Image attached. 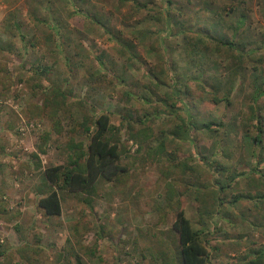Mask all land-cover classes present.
I'll return each instance as SVG.
<instances>
[{"label":"rangeland","instance_id":"rangeland-1","mask_svg":"<svg viewBox=\"0 0 264 264\" xmlns=\"http://www.w3.org/2000/svg\"><path fill=\"white\" fill-rule=\"evenodd\" d=\"M209 75L236 79L229 104L196 85ZM51 88L68 101L62 135L47 116L30 118ZM258 89L264 0H0V264H161L177 253L179 210L203 232L210 264L263 250L264 148L250 141L254 111L264 129ZM101 114L126 147V171L92 198L61 193L62 215L46 217L45 169L67 165L72 142L89 143L83 117Z\"/></svg>","mask_w":264,"mask_h":264},{"label":"trees","instance_id":"trees-1","mask_svg":"<svg viewBox=\"0 0 264 264\" xmlns=\"http://www.w3.org/2000/svg\"><path fill=\"white\" fill-rule=\"evenodd\" d=\"M94 24L100 25V22L93 19ZM217 41V40H214ZM217 44H221L219 41ZM228 45V43H223ZM192 46V56H197L198 54V45L191 43ZM208 60V59H207ZM206 60V61H207ZM207 63V62H206ZM214 63L216 68H218L217 62L211 61ZM211 65V64H210ZM208 67V65H207ZM205 69L202 66V71ZM203 71V72H204ZM44 72V71H43ZM207 72V71H206ZM205 72V73H206ZM209 73V72H208ZM211 75V74H210ZM204 79L197 76L196 81L200 87L208 88L210 90L209 94L211 100L215 105H219L223 102L229 104V97L231 88L233 85V77L226 79V83L216 81L211 76ZM104 78H91L92 83L98 84L103 82ZM159 80V78H158ZM179 80L176 79L174 85H177ZM180 85V84H179ZM177 86H175V89ZM187 88V86H186ZM226 90V93L222 92ZM261 91V96H264V90L258 89ZM176 97H180V92H174ZM221 96V97H220ZM67 98L64 92L61 89L51 88L46 90L44 93V101L42 106H35L36 111L30 112V118L41 117L45 115L49 118L51 122V131L62 135L64 133L62 121L58 118L61 113H67L68 106ZM175 104H173V107ZM254 111V110H253ZM253 118L256 117L254 123L257 130L255 137H251L246 134L245 136L251 137V144H256L258 146H263L264 148V129L262 120L257 116V111H254ZM189 125L188 131L184 133V140L190 139V132L193 130V126ZM223 127L224 123L219 122H208L202 125L203 128L207 129L209 132H213V127ZM80 128L84 131L89 139L87 145L72 144L70 145V155L68 158L67 165L63 166H49L45 169L43 176L44 182L39 188V196L37 207L40 209L43 214L48 218L60 217L62 215V198L61 193H69L73 195H86L88 198H92L96 194V188L100 180H105L108 182H113L121 174L126 171V168L120 164L122 153L126 152V147L121 150L120 139L113 140L108 135L115 131V128L111 125V118L108 114H101L97 118H91L89 116H84ZM176 136L181 138L178 132H174ZM131 138L134 140H140L133 134H130ZM144 138H148L147 130L142 132ZM49 136V135H48ZM48 138H45L47 141ZM165 151L164 144L160 146V152L163 154ZM160 154V153H158ZM36 159L37 157L34 156ZM181 168L185 167V163L180 164ZM38 168L40 164L38 163ZM180 166H178L179 168ZM187 169L192 170L191 167ZM183 172V171H182ZM234 180L232 179L229 185H224L221 189L230 187L233 184ZM171 186V185H170ZM173 189H170L172 191ZM221 203V200H219ZM208 215V212L203 210L200 213L201 219L204 216ZM178 237V246L176 248L177 253L174 255V258L167 259L166 254L162 253L158 259L161 260V264H210L211 263V254L203 239V232L196 230L192 224V221L187 217V214L184 210H179L177 212L176 220L173 224L172 229ZM0 256L2 254L0 253ZM76 264H84L82 259L77 256ZM242 264H264V249L255 251L253 256L249 259H246Z\"/></svg>","mask_w":264,"mask_h":264},{"label":"crops","instance_id":"crops-1","mask_svg":"<svg viewBox=\"0 0 264 264\" xmlns=\"http://www.w3.org/2000/svg\"><path fill=\"white\" fill-rule=\"evenodd\" d=\"M242 18H244V17H242ZM100 181H101V180H100ZM100 181H99V182H100ZM236 193H238V192H236ZM238 197H239V196H238ZM233 203H234V202H233ZM260 203L262 204V202H260ZM262 205H263V204H262ZM261 207H262V206H261Z\"/></svg>","mask_w":264,"mask_h":264}]
</instances>
